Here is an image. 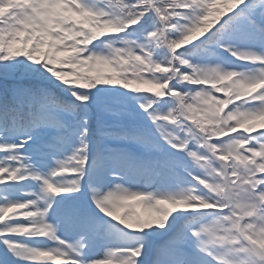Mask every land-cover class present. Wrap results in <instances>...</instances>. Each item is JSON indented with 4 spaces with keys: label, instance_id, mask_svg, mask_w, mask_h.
I'll list each match as a JSON object with an SVG mask.
<instances>
[{
    "label": "snow or ice",
    "instance_id": "6c2138e0",
    "mask_svg": "<svg viewBox=\"0 0 264 264\" xmlns=\"http://www.w3.org/2000/svg\"><path fill=\"white\" fill-rule=\"evenodd\" d=\"M0 264H264V0H0Z\"/></svg>",
    "mask_w": 264,
    "mask_h": 264
},
{
    "label": "rangeland",
    "instance_id": "374dc122",
    "mask_svg": "<svg viewBox=\"0 0 264 264\" xmlns=\"http://www.w3.org/2000/svg\"><path fill=\"white\" fill-rule=\"evenodd\" d=\"M134 211H136L137 213L144 214V215H146V214H147V213H146V212H144V210H143V209H141L139 206H137V207L134 209Z\"/></svg>",
    "mask_w": 264,
    "mask_h": 264
}]
</instances>
